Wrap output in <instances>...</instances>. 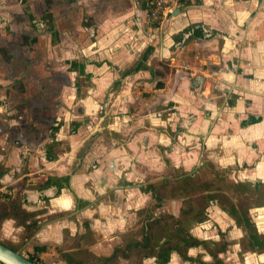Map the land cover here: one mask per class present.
<instances>
[{"label":"crops","instance_id":"obj_1","mask_svg":"<svg viewBox=\"0 0 264 264\" xmlns=\"http://www.w3.org/2000/svg\"><path fill=\"white\" fill-rule=\"evenodd\" d=\"M146 8L0 0V204L29 215L0 234L57 264H264L238 220L264 236V0Z\"/></svg>","mask_w":264,"mask_h":264},{"label":"trees","instance_id":"obj_2","mask_svg":"<svg viewBox=\"0 0 264 264\" xmlns=\"http://www.w3.org/2000/svg\"><path fill=\"white\" fill-rule=\"evenodd\" d=\"M227 210L234 217V205L230 204L229 207H227ZM5 217H11L15 219L16 223L18 225H22L24 228L28 227V224H26L25 221L29 219V215L14 204H9V205L0 204V220ZM238 220L242 221L243 226L246 228L247 235H248L247 237H248V240L250 241L252 248H255L256 250L264 249V236H259L254 232L253 226L249 223L247 216L245 215L244 212L240 213ZM1 244L20 253L18 248L6 245L4 243H1ZM42 250H43V247L34 246L33 253L26 258L38 264V258L36 256ZM118 255H119V252L117 250H113L109 256L101 257L98 259L96 258L95 260L97 261V264H117Z\"/></svg>","mask_w":264,"mask_h":264},{"label":"built area","instance_id":"obj_3","mask_svg":"<svg viewBox=\"0 0 264 264\" xmlns=\"http://www.w3.org/2000/svg\"><path fill=\"white\" fill-rule=\"evenodd\" d=\"M186 1L192 0H147L145 20L149 23L157 21L163 10L175 8Z\"/></svg>","mask_w":264,"mask_h":264},{"label":"rangeland","instance_id":"obj_4","mask_svg":"<svg viewBox=\"0 0 264 264\" xmlns=\"http://www.w3.org/2000/svg\"><path fill=\"white\" fill-rule=\"evenodd\" d=\"M8 232H9V230L7 231V233ZM0 242L4 243L6 245H9V246L18 248L19 251H20V254L23 255L24 257H28V256H30L33 253V247H34L33 244L32 245L31 244H26L25 241H23V240L22 241H20V240L17 241V240H14V239H10V235L9 234L8 235L0 234ZM35 246H39V245H35ZM60 251H57V250L55 251V253H56V255H58V257H59ZM87 258H89V257H87ZM56 259H57V257H56ZM39 263L40 264H50V263L51 264H57V260H52V261L48 262L47 260L43 261V259H39L38 258V264Z\"/></svg>","mask_w":264,"mask_h":264},{"label":"water","instance_id":"obj_5","mask_svg":"<svg viewBox=\"0 0 264 264\" xmlns=\"http://www.w3.org/2000/svg\"><path fill=\"white\" fill-rule=\"evenodd\" d=\"M0 264H37L0 243Z\"/></svg>","mask_w":264,"mask_h":264}]
</instances>
